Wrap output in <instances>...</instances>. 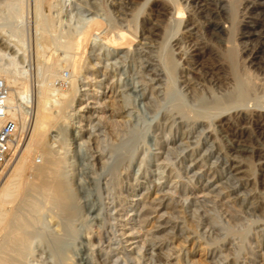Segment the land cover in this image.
<instances>
[{"label":"rangeland","instance_id":"rangeland-1","mask_svg":"<svg viewBox=\"0 0 264 264\" xmlns=\"http://www.w3.org/2000/svg\"><path fill=\"white\" fill-rule=\"evenodd\" d=\"M262 13L264 0H0V77L10 68L34 95L50 63L59 61L61 74L73 58L95 68L77 78L75 100L84 107L74 101L46 133L64 158L74 214L68 220L47 205L30 221L17 264H264ZM95 21L78 50L61 46L66 30ZM45 38L51 45L42 50ZM62 55L71 56L66 65ZM169 56L175 71L164 64ZM242 74L257 101L208 116L211 99L232 93ZM61 85L70 90L68 80ZM29 116L20 119L23 139L0 184L29 138ZM39 158L31 153L25 179L37 181ZM232 163L248 173L238 176ZM18 199L7 198L5 208L19 207Z\"/></svg>","mask_w":264,"mask_h":264},{"label":"bare ground","instance_id":"bare-ground-1","mask_svg":"<svg viewBox=\"0 0 264 264\" xmlns=\"http://www.w3.org/2000/svg\"><path fill=\"white\" fill-rule=\"evenodd\" d=\"M217 1L220 3L223 0H217ZM223 6H225L224 3H223ZM253 8H256V7L253 6ZM8 13H10V12H8ZM11 14H12V12H11ZM38 14H40V13H38ZM38 17H39V19L41 18L40 15H38L37 18ZM258 19H259V17H258ZM259 23L264 24V14L263 13H262V17L260 18ZM99 24H100V22H98V21L89 23L87 25H84L79 31H77V33H74V34L73 33L71 34V32L66 33V31H68V30H66L65 33L63 32L64 36H65V40L61 43V46H63L66 49H71V50L78 48L79 39L81 37H88L89 38V36L94 35L95 29L99 28L98 26H100ZM255 24H250V25L248 24L247 25L246 30L249 34L250 33L252 34L254 32L253 27L255 26ZM40 27L43 28L42 25ZM47 27L51 29L52 28L51 23H50V27L49 26H47ZM215 27L218 28L219 26L216 25ZM43 29H41L42 30L41 32H45L46 28L44 31H43ZM52 30H53V28H52ZM46 31L48 32L50 30H46ZM55 31H57V30H55ZM48 34H50V33H48ZM54 34H55V32H54ZM118 34L119 35H117V36L123 37L125 39L123 32L120 31ZM165 34H166V32H165ZM262 34L264 35V30L260 33L259 32L256 33V35H258V36H261ZM44 35H46V33L43 34V36ZM51 35H48V37ZM45 37H47V36H45ZM47 38H45V39H47ZM40 39H41V37H40ZM45 39H43V40L46 41ZM53 39H54V37H53ZM53 39H51V37H49L50 41L51 40L53 41ZM114 40H115V37H114ZM114 40L112 39V41H114ZM50 41H49L50 44L48 43L49 45L45 44V43H47V41L44 43V45H47V47L44 46L45 48H42V50L46 49V48H50V47H48L51 45ZM116 44H114V46ZM1 45H2V48H4V49L10 48V45L8 43H5V44L1 43ZM39 45H41V44H39ZM37 47H38V45H37ZM39 48L41 49L40 46H39ZM78 49H76V50H78ZM7 51L3 52L2 55L7 56L10 59V61H12V60L14 61L15 57H13V55H10ZM68 51H70V50H68ZM73 51H75V50H73ZM73 51H70V53L71 52L73 53ZM258 51L256 50L255 54H257ZM44 52L45 51H43V53ZM234 52H235V50H234ZM234 52H231L228 56V58H230L231 60L236 58V55H235L236 53L234 54ZM40 53H38V54H40ZM48 53H50V52H48ZM67 54H69V53H67ZM67 54H65V55H67ZM55 55H58V54H55ZM65 55H62V56L64 57ZM69 55H71V54H69ZM78 55H79V53H78ZM226 55H227V53H226ZM234 55H235V57H234ZM40 56H41V54H40ZM170 56L168 57L167 60L164 59L166 62L165 63L163 62V63L167 67V70L169 69L170 71H175L176 65L173 63V60H172L173 58H171ZM63 57L61 59L64 60V58H65V62H66V59H68L71 56H69L67 58L66 57L63 58ZM87 57H89V56H87ZM57 59H58V57H57ZM83 59H85V58H83ZM51 61L53 62L54 60H51ZM69 61L70 60H68V65H69ZM76 61H77V59H76ZM58 62L59 61H57V63ZM228 62H229V64L231 63L229 61V59H228ZM36 63H37V60H36ZM40 63H41V61H40ZM57 63L55 64L53 62L52 64L51 63L48 64V66L46 65L47 69L45 67H43L45 72H46V73L43 72V73H45L44 74L45 76L42 75V77L44 76V78H43L44 80L42 79V80L38 81L37 90L34 89L36 91L34 95H31V93L28 92L22 86V84H20V86H19V83H23V82H20V80H18L19 83L17 82V80H16L17 77L15 78L13 76V73H12L13 71L10 68L4 69L3 70L4 73L0 77L3 80H5L6 84L9 87L8 95H7V99H6V104L8 106V113H9L10 117L18 119L19 124H20L21 120L24 122V120H27L26 119L27 116L32 114V120H31L30 128H29L30 134H29V138L25 144V147H24L22 153L16 159L12 168L10 169V172L7 176V180L4 181L2 184H0V226H1L2 230L3 229L5 230V233L3 232L4 238L2 241H0V264H17V262L19 261V258L21 257V252H22L25 244H28L27 239H28L29 231L31 230L30 229V227H31L30 221L31 220L35 221L36 216H38V215L41 216L44 208L47 205H51V207L54 206L57 210V213L60 216H62V215L65 216L66 219H68V220H69V218H71L73 216L74 211H75L74 210V198H73L71 191L68 187L67 181L64 178V171H63V169H64L63 168L64 158L62 156H60L61 154L57 155L55 153V151L53 150V148L48 145V143L46 142V137H47L46 133L48 132V129L51 126L55 125V123L59 119H65L67 117V115H69L68 113H66V114L64 113V108L66 110V108L70 107L74 101L76 102V106H78V108H77L78 111L81 110L82 107H84V106H81V104L83 103V100L81 98L75 100V96H76L75 92L77 91L76 82L79 80V76L88 72L89 69L92 70L94 68V66H91L87 63L88 65L86 64L85 67H81V65L79 63H75L74 58H73L71 65L68 66L70 69L69 76H68V82H69L70 90L67 91L65 89L64 90L60 89V87L57 86L58 84H56V83L54 84L55 79H58L59 77L62 78L61 72L63 70V66H61L62 67V69H61V67H59L60 64L58 66ZM66 64H67V62L65 63V65ZM77 64H79V65H77ZM76 66H80L79 68L77 67L78 68L77 71H76ZM166 67H165V69H166ZM234 69H235V66H234ZM94 70H95V68L93 69V71ZM231 72H232V70H231ZM234 75H235V73H234ZM236 75H237V73H236ZM39 78H40V76H39ZM77 78H78V80H77ZM236 78L235 79L233 78L234 81L236 80L235 81L236 84L234 83L236 86H235V90L233 89L234 91L232 93L227 94V95L225 94L223 96L214 97L213 100L211 99L212 103L210 105V108L208 109V111H206L208 116L217 115V114L219 115L220 113L222 114L223 111L225 112L226 110H228L230 108L244 106L246 103H248L250 101V99L253 96H256V94H255L251 97V95H252L251 94V91H252L251 88L253 85L251 86L250 81H252V79L249 80L248 76L245 77L244 75L241 77H239V75H238ZM48 79L50 80V83L46 82V80H48ZM92 79H93V82L95 84L99 81V80L95 79V77H93ZM34 88H35V85H34ZM77 88H78V86H77ZM252 89H254V88H252ZM200 99H202V98H200ZM253 99H251V100H253ZM257 99H259V97ZM247 100H249V101H247ZM254 100L257 101L256 99H254ZM259 103H261V102H259ZM180 107H179V110H180L181 114L184 117L188 118V115H189L188 112L183 107L182 108H180ZM260 110H262V108H260ZM17 117H19V118H17ZM193 117H195V116H193ZM197 117L194 118V121H196ZM223 120L225 121V119H223ZM226 122H228V121L226 120ZM262 126H263V124L260 127H262ZM209 133H211V132H209ZM78 134L79 133H77V135ZM77 135L75 134L74 136H77ZM78 136H80V134ZM32 152H36V155H37V153H39V156H40V158H39L40 160L38 161L39 165H36L35 167H33V170L35 168L37 181H35V180L32 181V180H29L28 178L25 179L24 175H23L24 171L26 170V168L28 166V162L30 160V156H31ZM234 163H235V161H234ZM100 165H103V167H106L105 162H103ZM231 166H232L233 170L235 171V174H237L238 176L243 177V175L244 174L246 175V172L249 171L248 167H247V169H245L242 167V165H240L238 163H236V164L232 163ZM247 166H249V165H247ZM229 168H231V167H229ZM245 178H247V177H245ZM7 198H11L13 200L19 198L17 205H16L19 207H16L13 210L12 209H6L5 206H7V205L5 204V202H6ZM15 201H17V200H15ZM10 205H11V203H10ZM47 207H50V206H47ZM47 207L45 209H47ZM19 208H21V209H19ZM37 219H38V217H37ZM34 221H32V223ZM65 223H66V220H65ZM67 226H68L67 230L69 232L75 233L74 230L71 228L69 221L67 223Z\"/></svg>","mask_w":264,"mask_h":264},{"label":"built area","instance_id":"built-area-1","mask_svg":"<svg viewBox=\"0 0 264 264\" xmlns=\"http://www.w3.org/2000/svg\"><path fill=\"white\" fill-rule=\"evenodd\" d=\"M68 76V72L63 73L58 84L65 83ZM8 90L9 87L5 80L0 78V174L5 165L9 163L10 155H14L23 139V128H21L18 119L10 117L8 113L6 104Z\"/></svg>","mask_w":264,"mask_h":264}]
</instances>
